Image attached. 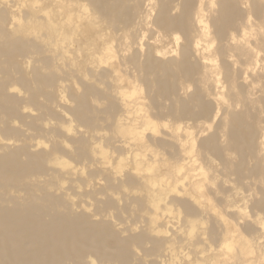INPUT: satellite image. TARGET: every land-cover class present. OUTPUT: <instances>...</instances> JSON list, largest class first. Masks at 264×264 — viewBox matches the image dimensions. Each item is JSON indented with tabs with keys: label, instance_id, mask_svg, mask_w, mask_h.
Instances as JSON below:
<instances>
[{
	"label": "rangeland",
	"instance_id": "374dc122",
	"mask_svg": "<svg viewBox=\"0 0 264 264\" xmlns=\"http://www.w3.org/2000/svg\"><path fill=\"white\" fill-rule=\"evenodd\" d=\"M223 1L193 0L187 22L202 2L200 14L213 31L217 4ZM237 1L251 12L252 0ZM182 5L183 0H0V80L15 87L19 98L9 104L17 110L14 115L0 109V146L10 144L0 155L15 157L10 170L20 173L12 182L22 194L60 197L86 208L89 222L103 223L95 249L109 257L92 251L83 264H264V30L244 35L259 50L254 70L242 65L241 50L215 40L207 53L215 60L214 77L207 80L201 55L193 52L181 66L182 48L192 47L179 25ZM253 16L262 21L264 12ZM138 49L140 57L131 62ZM244 71L246 84L240 76ZM36 73L51 80L40 85ZM248 89L252 103L244 94ZM120 92L126 94L117 99L126 101L122 105L116 101ZM83 98L96 116L94 125L82 123L74 111ZM112 103L115 110L108 114ZM146 118L155 129L144 128ZM122 123L146 130L145 137L153 139H166L177 126L188 128L194 144L185 163L192 160L196 169L186 165L178 173L184 158L172 145L115 149L114 137L131 136ZM94 146L105 151L106 172L92 161ZM137 152L152 155L139 168L140 177L150 178L132 184L125 173ZM48 155L55 163L47 162ZM77 169L78 176H63ZM179 178L185 190L171 192L154 211L148 190L163 181L174 186ZM110 196L114 205L98 215L97 207ZM152 212L173 217L168 227L159 226L156 240L150 235ZM135 224L147 234L141 244L133 232L122 233ZM176 235L177 257L172 258L156 242ZM123 238L128 241L125 261L117 250ZM229 242L231 250L222 247Z\"/></svg>",
	"mask_w": 264,
	"mask_h": 264
},
{
	"label": "bare ground",
	"instance_id": "6f19581e",
	"mask_svg": "<svg viewBox=\"0 0 264 264\" xmlns=\"http://www.w3.org/2000/svg\"><path fill=\"white\" fill-rule=\"evenodd\" d=\"M214 4L215 3L212 2V5ZM217 5V18H215L212 22L213 31L208 25V22L204 19V16H201L200 14L203 12L202 2L198 8H196L194 14H192V16L190 15L189 19H192V23H189L187 22L188 14L186 12L193 6V0H183V17L179 23L180 27L184 29V32L188 33L186 34V40L187 43L192 46L191 49H187L185 47L182 48L180 55L181 66L188 61L193 52L196 55H201L203 63L202 75L207 80H210L212 76L214 77L213 67L215 60L211 58V56L207 55V53L214 45L215 40L224 41L227 43V46H234L241 50L242 57H245V61L242 65L245 66L246 69L252 68L254 70L258 65L259 50H256V46H253V43L245 40L244 35L248 31L256 28L264 30V16L262 21L256 20L253 16L255 13L264 12V0H252L250 13L243 11L237 0H224L222 3ZM164 8L165 6L163 9ZM238 31H240V36L236 34ZM212 33H214V39H211ZM140 50L138 49L130 57L131 62L138 60L140 57ZM6 70L7 69H4V71ZM246 74L247 71H244L240 75L243 78L244 84L249 82V76ZM36 77L37 82L40 85L51 80L44 77L41 73H36ZM253 81L254 83L258 82L256 79ZM6 85V81L0 80V109H3L8 115H14L13 113H16L17 110L16 108H10L9 104L12 102L17 104L19 102V98L15 92V87L7 88ZM244 94L250 103H252L253 98L251 97L249 89L248 91H244ZM262 94V98H264V91ZM120 95L121 96L117 95L116 101L118 98L119 100H123L124 96H126L123 92H120ZM62 100L63 98H61V102ZM119 100L117 103H121ZM125 102L121 103V105ZM124 106H126V104ZM115 107L114 103L110 104L107 107L106 112L111 114L115 110ZM206 107L210 110L213 109L211 104H206ZM124 109L127 108L125 107ZM74 111L77 118L82 123H88L91 125L96 124V116L92 112V109L89 107L85 98L79 102ZM215 116H217V114H215ZM128 123H122L121 129L128 128L131 136L127 140L122 139L121 137H114L113 142L115 149L121 151H133V146H135L136 149H139L141 147L140 145H152L153 143V145H157L158 143L172 145L175 151H177L182 158H184L183 162L178 166V173H180L182 169H185L186 165L191 167L190 170L196 169L192 168V160L185 163V159L190 156L194 144V140L190 137L192 132L188 128L182 129V127L177 126L175 128H171V130L168 129L170 130L169 133L164 130L166 132V139H153V135H150L151 137L149 136V138H147L144 134L147 130V126H151L150 128L154 129L156 127V125L149 120V118H146L145 120L144 128L146 130H144V132L138 131V127L134 126V124L128 126ZM165 126H167L166 123ZM143 134L144 137L141 136ZM98 137L100 136L98 135ZM145 138L148 140L145 141ZM8 146H10V144L5 142L0 146V150ZM60 146L63 148V145ZM104 152L105 151L102 147L94 146L95 155L92 158V161L96 162L98 167L106 172L109 170L110 162L106 160ZM139 153L140 152L134 154L132 165L125 173L128 182L132 184H140L137 181L139 178L142 182L150 178V176H147L146 178L140 177L142 171L139 168L145 161L151 160L152 157L150 156L152 155ZM87 154L88 151L83 150V155L86 156ZM32 157L34 159L38 158L37 155ZM59 160L60 159H58V161ZM123 160L124 158L119 159V163H122ZM49 161L51 163H55L53 157H49L48 155L47 162ZM12 163L16 164L15 157L0 155V264H83V257L86 253L97 251L95 248L102 235L103 223L101 221L89 222L87 220L88 211L86 208L83 209L82 206L67 203L65 199H61L60 197L45 194L40 198L32 197V195H28L26 193L22 194L19 189L14 188L16 186L15 183L12 182V179L15 181L16 175L20 173V171L10 170V165ZM126 166L129 167V164ZM40 169L42 170L43 168H39V170ZM148 170H150V168H148ZM23 172L24 169L21 171V174H23ZM79 172L80 170L77 169L72 172H67L66 174H63V176L66 177V175H68L69 177H76L79 175ZM9 175H12V178ZM115 178L121 177L115 176ZM152 183L155 184V182ZM7 188H11V190L7 192ZM179 189L185 190L184 181L180 178L174 186L163 181L160 188L149 189L148 201L151 203L153 210L157 212L159 204L163 202L166 197L170 196L171 192H180ZM122 198L125 200L124 202L127 203V198L125 196ZM108 205H114V199L111 196L107 198V201L103 203L102 207H97L96 212L98 215L106 210V206ZM187 209L191 215L194 214L190 207H187ZM169 212L168 214L165 212L166 217L169 215L168 220L165 215L162 217L164 212L160 214L161 217H159V213L152 212L153 217L150 218L149 224L153 235L151 233L150 235L155 240L156 238H159V232H161L159 226L168 227V223L171 222L169 221V218L172 214L170 216ZM170 227L171 225L169 228ZM137 229H139V231H136ZM260 231L264 232V226L260 227ZM126 232H133L135 234V240L139 244L143 243L147 238V234L144 233V229L139 224L127 226L126 229H122V233ZM124 238L126 237L124 236ZM124 238L118 241L119 247L117 250L120 251L118 252V258H123L125 261L127 260L126 252L128 241ZM166 238L167 239L165 240L156 242V245L158 248L162 247L163 252L167 253V255L169 254V256L173 258V254L176 251L175 245L178 243L176 241L178 235L172 238ZM256 245L260 247L262 242L257 241ZM232 246V242L222 244V247L229 250H231ZM97 253L100 254L102 258L109 257V255L104 251H97ZM176 257L177 256L175 255L174 258ZM213 259L217 260L219 258L215 256ZM219 261L221 262V259H219ZM231 262L232 264H235L233 261Z\"/></svg>",
	"mask_w": 264,
	"mask_h": 264
}]
</instances>
